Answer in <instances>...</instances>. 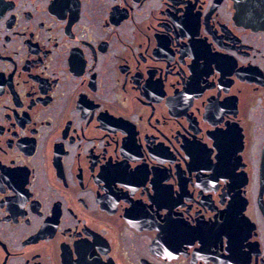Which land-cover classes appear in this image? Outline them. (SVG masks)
Listing matches in <instances>:
<instances>
[{
  "label": "flooded vegetation",
  "instance_id": "af4514ba",
  "mask_svg": "<svg viewBox=\"0 0 264 264\" xmlns=\"http://www.w3.org/2000/svg\"><path fill=\"white\" fill-rule=\"evenodd\" d=\"M0 264H264V0H0Z\"/></svg>",
  "mask_w": 264,
  "mask_h": 264
}]
</instances>
